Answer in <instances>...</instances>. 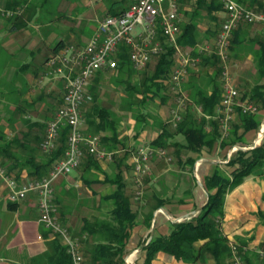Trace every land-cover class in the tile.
Segmentation results:
<instances>
[{
	"label": "trees",
	"instance_id": "trees-1",
	"mask_svg": "<svg viewBox=\"0 0 264 264\" xmlns=\"http://www.w3.org/2000/svg\"><path fill=\"white\" fill-rule=\"evenodd\" d=\"M238 1L247 7L264 10V1ZM185 2L190 3L193 9L184 11L186 20L180 23L177 43L181 49L195 45L197 36L200 37L195 21L197 15L206 17L215 24L218 21L216 12L223 9L219 0H186ZM124 9L125 7L121 10L109 7L106 14H119ZM20 16L21 13L14 12V21ZM241 26L233 31L234 36L239 35ZM217 28L213 30L214 33H216ZM238 41L240 44L242 43L241 39ZM162 42L164 45L162 55L154 60L152 70H149L148 67L139 70L143 74V78L135 85L126 79L131 71H136L130 65L128 56H126L127 53L123 50L121 54L118 53L117 55L116 70L122 71L123 74L121 83H126V92L129 96L133 95L129 101L122 102L121 107H127L130 111L136 112L135 132L140 133L145 126L159 127L160 132L151 140L150 145L170 148L171 152L169 153H171L172 159H174L177 167L183 171H193L194 164L199 160L203 151L211 153L215 148H230L234 145L245 146L243 136L245 132L260 127L261 121L258 114L260 109L264 108V81L260 83L261 79H264V45H260L256 52L259 81L250 90L238 88L240 99L253 102L258 107V112L246 114L237 108L235 117L230 123L228 135L222 137L216 112L223 90L218 84L221 66L219 58L212 52L201 54V62L198 67L189 70L188 79L184 84L189 101L182 110L183 120L178 123L177 127H174L169 120L159 119L155 113H148L149 111L145 109L156 98H159L156 107L164 104L170 107L173 105L169 80L176 60V50L164 40ZM236 42L237 39L233 37L230 50L235 47L236 44L234 45V43ZM60 46L62 43L57 44L53 51ZM208 67H212V74L208 73ZM100 74L102 73L93 78L94 85L92 84L88 88L94 100L83 114L90 132L105 133L101 137V145L113 153L111 170L102 171L103 179H99L95 174L91 178L84 179L85 184L98 181L102 186L93 191L95 197L91 199V203L95 212L81 216L82 224L78 231L72 232V234L78 237L82 243L85 264H126L127 240L140 214L141 207L144 205L149 207L150 211L145 217V222L146 226L150 228L154 211L163 207L165 203L172 202V198L169 196L167 198L161 197L154 191L147 193L146 191L150 189L147 187L149 182L147 176L144 178L142 198L135 200L134 192L133 194L128 193V183L125 181L124 171L130 170L131 166L127 163L129 151L126 147V138L119 136L121 132L119 117H115L114 113H111L97 100L96 85L99 83ZM208 85L211 86L210 92L207 90ZM148 99L152 101H147ZM60 103L61 99L58 100L56 110ZM139 105L142 106L143 110L137 109ZM196 106H200L201 111L196 110ZM31 111L32 106L27 102L17 104L16 112L20 114L19 118L22 125L18 133L13 136H9L4 131V125L0 123V164L16 178L20 177V172L23 169L27 171V179L46 176L53 162L63 153L65 148L66 127L61 130L59 144L54 152L46 154L40 149L39 143L43 137L32 134V131L34 129L35 131L43 130L46 122H40L27 116ZM7 121L13 126L14 115ZM177 135L183 137L182 142H172ZM84 162L83 171L91 166L96 170L101 169L98 159L93 156L87 155ZM219 164L213 165L214 168L211 172L203 176L201 184L207 199L199 208L200 210L189 218L170 222V230L167 234L156 235L148 241L145 240L140 243L144 252L142 264H153V260L162 254L187 264H206L209 258H212L215 264H231L229 259L233 255L235 244L226 237L221 228L225 196L233 187L239 185L246 176L264 177V141L250 149L238 148L227 162L228 165L232 166L230 171H225ZM262 199L264 201V194ZM134 200L137 201L135 204ZM175 201L183 203L184 199L179 198ZM56 202L58 203L57 200ZM258 216L264 224V210L259 211ZM41 235L42 238L48 239L50 253L47 257L50 264H72L66 247L60 243L59 238L51 230L42 225ZM196 244L198 245L196 246ZM235 248L237 249L236 254L243 258L241 248H237V246Z\"/></svg>",
	"mask_w": 264,
	"mask_h": 264
},
{
	"label": "crops",
	"instance_id": "crops-1",
	"mask_svg": "<svg viewBox=\"0 0 264 264\" xmlns=\"http://www.w3.org/2000/svg\"><path fill=\"white\" fill-rule=\"evenodd\" d=\"M55 1L59 0H0V63L2 62L3 72H5V78L0 82V88L3 86V89L0 90V106L3 105V108L0 109V120L4 125V131L9 136L18 133L22 125L20 114L16 112L19 102L30 104L32 111L27 116L40 122H46L55 113L62 92V82L42 76L46 69L45 61L53 48L59 43L62 45L68 42L77 45L85 44L96 29L98 21L108 12L109 7L121 10L128 5V0H98L103 14L91 17L88 12H78V7L72 9L65 3V0H61V2L63 1L66 6L62 5L59 10L50 9ZM188 2L181 5V22L186 20L184 11L193 9ZM42 8L46 11L42 12ZM16 11L21 13V16L14 21L13 13ZM8 12L12 14L9 15ZM216 15L220 21L223 20V10H218ZM212 24L208 18L198 22L197 29L200 36L207 40L214 36L215 33L207 35ZM232 36L237 39V42L234 43L235 47L230 50V71L234 84L239 89L250 90L259 81L256 52L260 45H264V25L262 23H247L241 26L239 35L234 36L233 33ZM238 39L242 40L241 44ZM152 63L150 62L147 66L149 69ZM207 71L212 74V67H208ZM263 81L264 79H261L260 83ZM218 84L222 90L221 75ZM210 89L211 86L208 85V92ZM13 115L15 121L12 126L7 120ZM159 115L163 120H168L165 112L160 111ZM258 115L261 119L260 127L245 132L243 136L245 146H234L252 148L259 141H264V108L260 109ZM86 128L88 130L87 124ZM159 132L160 128L157 126L143 129L138 134L135 130L131 133L121 130L119 136L126 138V147L129 151L127 163L131 166L130 170L124 171V178L128 183V193L133 194L134 192L132 152L140 144H150ZM44 133L45 127L43 130L35 131L34 129L32 131V134L41 137L44 136ZM97 134L102 137L105 133ZM102 147L106 149L104 146ZM230 149L231 147L215 148L211 152L212 155H215L212 163H219L221 157L226 156ZM39 152L41 154L40 150ZM203 159L201 158L202 161ZM111 162L98 159L100 170L91 166L83 171L85 165L83 161L69 177L62 178L55 183V200L58 201L62 220L68 224L73 233L78 231L82 224L81 216L95 212L91 203V199L95 197L93 191L102 186L98 181L85 184L84 179L91 178L94 174L99 179H103L102 171L111 170ZM158 167L160 164L156 157H153L150 160V172L147 175V179H149L147 187L150 189L146 192L154 191L164 198L169 196L172 198V202L165 203L163 207L154 211L150 228L146 226L145 222V217L150 211L149 207L148 205L141 207L126 244V258L128 257L132 264H142L143 262L144 252L140 246L142 241H148L156 235L167 234L170 230V222L189 218L196 214L204 204L199 206L195 202L190 182L185 183L186 181L182 180L179 184H184L185 187L179 193L171 192L170 179L167 181L166 177L159 175ZM26 172V169H23L20 172V178L27 179ZM187 181L189 180L187 179ZM198 182L204 190L200 179ZM263 194L264 177L253 176L250 179L244 178L225 196L221 228L226 237L237 248H241L243 254V258H240L236 254L237 249L233 246V255L229 259L231 264H264V224L258 216V212L264 210ZM179 198H183L184 202L175 201ZM35 200L36 197L29 194L26 199L19 202L9 201L6 182L0 178V264H50L47 257L50 253V246L47 243L48 239L42 238L41 235L43 224L39 221ZM158 215H161L159 220L157 219ZM153 264L187 263L162 254L153 260ZM206 264L215 263L212 258H209Z\"/></svg>",
	"mask_w": 264,
	"mask_h": 264
},
{
	"label": "built area",
	"instance_id": "built-area-1",
	"mask_svg": "<svg viewBox=\"0 0 264 264\" xmlns=\"http://www.w3.org/2000/svg\"><path fill=\"white\" fill-rule=\"evenodd\" d=\"M185 1L128 0V5L122 12L105 14L98 21L96 29L85 44L68 42L52 51L45 61L46 69L42 76L62 82L61 103L46 121L45 133L39 146L46 154L54 152L59 144L61 130L66 127L64 151L53 162L49 173L41 178H16L0 164V178L6 182L9 201L19 202L29 194L34 195L39 221L66 247L72 264H85L82 243L62 220L55 200L54 186L59 178L69 177L87 155L102 161H112L113 153L101 146L100 135L87 130L83 113L94 100L88 89L91 81L99 73L116 70L118 53L125 50L130 65L139 71L162 55V40L175 48L176 60L169 80L173 105L168 110L169 122L174 127L183 120L182 110L189 101L184 89L189 70L198 67L201 54L210 52L216 54L221 66L223 90L216 112L222 137L228 135L237 108L246 114L258 112V107L253 102L240 99V91L235 86L230 71V43L233 31L240 25H264V10L247 7L238 0H219L224 18L215 35L209 40L181 49L177 43V35L180 33L181 5ZM196 108L201 111L200 106ZM238 148L246 147L232 146L222 162L227 163L232 152ZM153 157L172 161L164 147L140 144L132 152L135 200H139L144 194V178L150 172V160ZM201 161L197 160L194 164L195 176ZM125 263L132 264L128 257H125Z\"/></svg>",
	"mask_w": 264,
	"mask_h": 264
},
{
	"label": "rangeland",
	"instance_id": "rangeland-1",
	"mask_svg": "<svg viewBox=\"0 0 264 264\" xmlns=\"http://www.w3.org/2000/svg\"><path fill=\"white\" fill-rule=\"evenodd\" d=\"M65 1H66L65 3H67V5H69V6H71L72 9L73 8L75 9L78 7V12H88L89 14H91L90 15L91 17H94V16L98 17V16H101L103 14V12L100 9V3L97 2L98 0H65ZM84 1H87V2L83 3ZM65 3H63V1L61 2V0L55 1L52 3L54 5L50 9H53V10L58 9L59 10L60 7H62V5H65ZM43 10L46 11L44 8H42L41 11L43 12ZM195 19H196L195 21L198 23V22L203 21L207 18L203 17L201 15H197ZM220 22L221 21L218 19V21H217L218 25ZM217 23H215V24L213 23L212 26H210V29L207 31V32H209L207 34L208 36L214 34L213 30L218 27ZM205 39L207 40V38H204L203 36H200V37L197 36V43L196 44L205 41ZM151 68H153V63L150 65V69L149 68L148 69L152 70ZM122 75H123L122 71L120 72L118 69L115 71H112V72L100 74L99 75V83L96 85V91L98 93V99L97 100L99 101V103H101V105L108 108V110H110L111 113H114L113 115L115 117H119V119H120V130H122L124 132L126 131V132L131 133L136 128V126H135L136 112L130 111L129 108L127 109V107H126L127 105L125 106L126 108L121 107L122 102L129 101L133 96V95L129 96L128 92H126V90H127L126 83H121ZM4 78H5V72H3V66H2V62H1L0 63V82H2ZM142 78H143V74H141L140 71L139 72L138 71H131V74L126 77V79L132 85L138 84ZM91 83L94 85V79L91 81ZM92 84H90V85H92ZM2 87L3 86H1L0 90L3 89ZM131 93H132V91H131ZM139 95H141V93H139ZM150 100L151 99H148L147 101H150ZM158 102H159V98L154 99L153 103L150 102L146 106L147 108H145V109L147 111H149L148 113H150V112L152 114L155 113L159 119L161 118L159 115L160 111H163L166 113V115H167L166 117H168V120H169L170 116L168 113L169 111H167V110H169L170 107L165 105V104L160 106V107H156L155 105ZM6 107L9 108L8 105H6ZM1 108H3V105L0 106V109ZM138 108L143 110L142 106H140V105L137 107V109ZM259 120H261V119H259ZM0 123H2L1 120H0ZM153 127L145 126L144 129H150ZM173 141H178V142L183 141V137L181 135H177L173 138L172 142ZM259 143H261V142L259 141L257 145H259ZM166 151H168V153H169V152H171V149L166 148ZM234 153H235V151L232 152V154H234ZM169 154L171 155V153H169ZM173 158H174V156H173ZM201 158H204V159H203V161L200 162L199 168L196 170L197 176H195L194 171L180 170V168L177 167L176 163L174 162V159H172L171 162H167L163 159L156 158L157 162H159V164H160V167H158L159 173H160L159 175L166 177L167 181H169V179H170V189H171L170 191L171 192L173 191L174 193H179L180 190L185 187L184 184L182 185L179 183L182 180L186 181L185 183L190 182V185L192 184V190H193V193L195 195V198H194L195 202L199 206L206 202L207 195H206V192L200 186L198 179H200V182L202 183L203 176L206 174V172L210 173L211 170L214 168L213 165L218 164V163H212L213 158H215V155H212L210 152L208 153L206 151H203L201 153V157L199 159H201ZM223 159H224V157L223 158L221 157V160L219 161L220 167L222 169H224L225 171H230L232 166L228 165L227 163H223L222 162ZM253 176L252 175L246 176L245 179H250ZM196 177H198V179ZM186 178L189 181H187ZM60 179H62V178H59L58 180H60ZM160 218H161V215H158L157 219L159 220Z\"/></svg>",
	"mask_w": 264,
	"mask_h": 264
},
{
	"label": "water",
	"instance_id": "water-1",
	"mask_svg": "<svg viewBox=\"0 0 264 264\" xmlns=\"http://www.w3.org/2000/svg\"><path fill=\"white\" fill-rule=\"evenodd\" d=\"M243 149H245V150H246V149H250V148H243ZM177 221H179V220H177Z\"/></svg>",
	"mask_w": 264,
	"mask_h": 264
},
{
	"label": "bare ground",
	"instance_id": "bare-ground-1",
	"mask_svg": "<svg viewBox=\"0 0 264 264\" xmlns=\"http://www.w3.org/2000/svg\"><path fill=\"white\" fill-rule=\"evenodd\" d=\"M177 127V126H176Z\"/></svg>",
	"mask_w": 264,
	"mask_h": 264
}]
</instances>
